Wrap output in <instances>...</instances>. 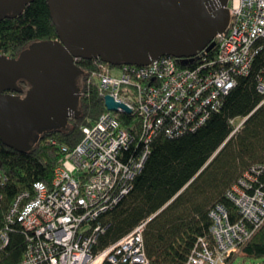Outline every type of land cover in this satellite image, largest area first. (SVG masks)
I'll return each instance as SVG.
<instances>
[{
    "label": "built area",
    "instance_id": "1",
    "mask_svg": "<svg viewBox=\"0 0 264 264\" xmlns=\"http://www.w3.org/2000/svg\"><path fill=\"white\" fill-rule=\"evenodd\" d=\"M229 8V25L215 38L216 57L203 53L193 68L164 55L148 65L102 63L93 69L88 83L94 79L103 95H112L132 109L121 113L140 119L146 146L138 157L124 159L137 135L123 128L117 112H105L85 125L83 138L74 148L63 145L64 158L51 184L36 182L33 191L18 194L6 213L7 226L0 229V251L9 244V226L20 224L30 240L17 264L149 263L144 238L147 221L97 253L99 238L107 229L102 216L131 193L156 135L197 131L222 107L238 77L250 75L264 51V0H230ZM258 79V90L264 95V73ZM248 117L231 120L233 133L243 128ZM263 174L264 165H256L229 190L228 197L241 214L238 221H232L224 204L213 208V238L199 237L185 264H227L263 226ZM2 198L0 194V202ZM103 253L105 259L97 263Z\"/></svg>",
    "mask_w": 264,
    "mask_h": 264
},
{
    "label": "trees",
    "instance_id": "2",
    "mask_svg": "<svg viewBox=\"0 0 264 264\" xmlns=\"http://www.w3.org/2000/svg\"><path fill=\"white\" fill-rule=\"evenodd\" d=\"M58 37L49 1L35 0L19 17H5L0 22V54L18 57L30 43ZM214 41L216 44L212 46ZM203 53L215 58L217 41H208L198 55L180 60V63L193 68L201 62ZM97 60L80 57L76 62L82 71L79 116L70 118L65 127L44 131L34 147L26 152L9 147L0 139L3 160L0 229L7 226L6 213L19 193L33 191L36 182L51 184L64 158L63 145L74 148L83 138V127L109 111L98 83L94 79L88 83L93 69L107 63ZM263 73L264 51L256 58L250 75L238 77L237 85L224 96L222 107L204 126L183 134L163 131L150 141L147 163L136 177L133 190L102 216L107 229L99 238L97 253L147 221L144 238L148 264H185L199 237L212 240L213 208L224 204L233 222L240 219L239 208L228 197V192L247 171L264 165V95L258 90V78ZM116 115L123 128L137 135V142L125 152L124 159L138 157L146 146L140 119L134 114ZM245 116L249 117L243 128L233 133L235 127L231 120ZM261 178L264 181V174ZM9 233V244L0 251V264L21 262L30 240L20 224L9 226ZM240 252L264 258V224L227 264H231ZM105 257V253L101 254L97 263Z\"/></svg>",
    "mask_w": 264,
    "mask_h": 264
},
{
    "label": "water",
    "instance_id": "3",
    "mask_svg": "<svg viewBox=\"0 0 264 264\" xmlns=\"http://www.w3.org/2000/svg\"><path fill=\"white\" fill-rule=\"evenodd\" d=\"M34 1L0 0V22L19 17ZM48 1L58 39L32 42L18 57L0 54V139L21 152L44 131L80 115L76 58L114 66L148 65L164 55L192 58L231 18L230 0ZM105 104L109 111L132 113L112 95Z\"/></svg>",
    "mask_w": 264,
    "mask_h": 264
},
{
    "label": "rangeland",
    "instance_id": "4",
    "mask_svg": "<svg viewBox=\"0 0 264 264\" xmlns=\"http://www.w3.org/2000/svg\"><path fill=\"white\" fill-rule=\"evenodd\" d=\"M231 264H264V258L242 255V252H240Z\"/></svg>",
    "mask_w": 264,
    "mask_h": 264
}]
</instances>
